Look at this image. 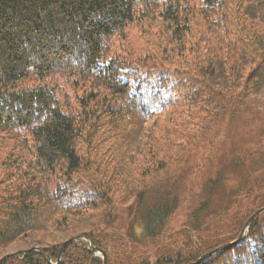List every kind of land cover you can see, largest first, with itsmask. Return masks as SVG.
I'll return each instance as SVG.
<instances>
[{
    "label": "trees",
    "instance_id": "16d2710c",
    "mask_svg": "<svg viewBox=\"0 0 264 264\" xmlns=\"http://www.w3.org/2000/svg\"><path fill=\"white\" fill-rule=\"evenodd\" d=\"M263 206L264 0H0V264H190ZM197 264H264V211Z\"/></svg>",
    "mask_w": 264,
    "mask_h": 264
},
{
    "label": "water",
    "instance_id": "95a60500",
    "mask_svg": "<svg viewBox=\"0 0 264 264\" xmlns=\"http://www.w3.org/2000/svg\"><path fill=\"white\" fill-rule=\"evenodd\" d=\"M263 211H264V206L261 207V208H259V209H257L254 213H252V215L247 219V221H246V222L244 223V225L242 226V229H241L240 235H239V237H238L237 239H235L234 241H230V242H228V243H225V244H223V245H221V246H219V247H217V248H215V249H213V250H211V251H209V252L203 254V255L200 256V257H199L194 263H190V264H197V263H199L202 259L211 256V255L214 254L215 252H217V251H219V250H222V249H225V248H228V247L232 246L233 244H235L238 240H240L241 238L244 237L245 232H246V230L248 229V227L250 226V224H251V223L253 222V220H254V219H255V218H256L261 212H263ZM79 240H81L80 237H72V238L66 240L65 242L62 243V245H61V247H60V251H61V250H62V249H63V248L69 243V242H71V241H79ZM87 245H88V246H84V247H86L87 249H89V251L92 252V253H94L95 255H99V256H101L102 259H103V264H107V262H106V255H105V253H104L99 247H91V248H89L90 242H88ZM29 251H39V249H38V248H35V247H32V248H30V249H27V250H23V251H21V253H26V252H29ZM41 254H42L45 258H47V256H46L43 252H41ZM8 256H9V255H5L4 257H2V258L0 259V262H1L2 260L6 259ZM52 264H56V262H55V263H52Z\"/></svg>",
    "mask_w": 264,
    "mask_h": 264
}]
</instances>
